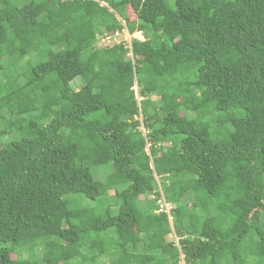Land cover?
Segmentation results:
<instances>
[{"label": "trees", "instance_id": "obj_1", "mask_svg": "<svg viewBox=\"0 0 264 264\" xmlns=\"http://www.w3.org/2000/svg\"><path fill=\"white\" fill-rule=\"evenodd\" d=\"M0 126V264H264V0H0Z\"/></svg>", "mask_w": 264, "mask_h": 264}, {"label": "rangeland", "instance_id": "obj_2", "mask_svg": "<svg viewBox=\"0 0 264 264\" xmlns=\"http://www.w3.org/2000/svg\"><path fill=\"white\" fill-rule=\"evenodd\" d=\"M167 2H168L169 5L173 4V0H167ZM125 16H126V18H128L130 20L134 19V15H133V13H132L130 8H128L125 11ZM133 40H141L142 41L143 37H142L141 33L135 32L134 34H127L124 31V32L112 35V37H110V38H107V37L99 38L98 42L95 44V46L100 47V48H104V47H110L113 44L124 43L125 47L129 48L130 42L133 41ZM24 62H25V59H24ZM81 85H82V83H80L79 79H75L72 82V87H73L74 90H78L81 87ZM133 89H134L135 93H137V87L134 86ZM140 130H141V132H143L145 134V130H144V128L142 126L140 127ZM20 138H21L20 133L15 131V132H12L11 134H8V135L0 137V140L3 139V142L7 143V142H10V141L18 140ZM99 169L107 170V168H102V167L101 168H95L94 170H99ZM91 171H92V169H91ZM166 239H167V241H172V242L176 241V237H175L174 234H171V235L167 236Z\"/></svg>", "mask_w": 264, "mask_h": 264}, {"label": "clouds", "instance_id": "obj_3", "mask_svg": "<svg viewBox=\"0 0 264 264\" xmlns=\"http://www.w3.org/2000/svg\"><path fill=\"white\" fill-rule=\"evenodd\" d=\"M122 23H123V21H122ZM127 34H129L128 32H127V30H124ZM123 31V32H124ZM105 37H112V36H105ZM141 41V40H140ZM143 41V40H142ZM130 47V46H129ZM162 199H163V197H162ZM164 200V199H163ZM166 203V202H165ZM167 204V203H166ZM171 208H172V206L170 205V204H168ZM170 211H171V209H170ZM159 212V211H158ZM159 213H161V212H159ZM166 214V213H165ZM167 215V217H168V220H169V222H171V215H170V212H169V215L168 214H166ZM174 243H175V245H177L178 246V239L176 238V241H173ZM179 248V247H178ZM184 264V261H183V255H180V263L179 264Z\"/></svg>", "mask_w": 264, "mask_h": 264}, {"label": "built area", "instance_id": "obj_4", "mask_svg": "<svg viewBox=\"0 0 264 264\" xmlns=\"http://www.w3.org/2000/svg\"><path fill=\"white\" fill-rule=\"evenodd\" d=\"M107 38H110V37H107ZM170 209H171V207L168 204H166L165 201L162 199V203L160 204L159 212L166 213L169 215Z\"/></svg>", "mask_w": 264, "mask_h": 264}]
</instances>
